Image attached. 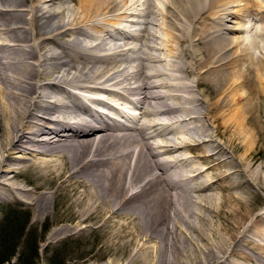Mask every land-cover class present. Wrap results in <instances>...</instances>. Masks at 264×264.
<instances>
[{
    "label": "bare ground",
    "instance_id": "obj_1",
    "mask_svg": "<svg viewBox=\"0 0 264 264\" xmlns=\"http://www.w3.org/2000/svg\"><path fill=\"white\" fill-rule=\"evenodd\" d=\"M64 1L0 0V202H26L45 217L51 203L44 186L53 183L65 213L52 233L68 231L67 222L80 225L75 233L104 223L123 247L134 248L126 264H264V209L237 237L250 214V192H235L244 172L230 163L221 166L227 172H210L222 163L211 159L221 145L235 149L233 141L240 138L248 153L255 131L244 123L264 106V54H250L251 37L227 36L244 30L227 23L239 14L236 0H165L162 8L148 0L149 12L161 17L162 37L158 47L143 46L160 48L172 59L144 52L146 63L117 58V50L105 44L110 30L130 40L121 44L128 50L137 40L136 29L119 25L128 20L122 9L128 0ZM200 11L220 25L211 27V37L206 38L208 23L196 24ZM192 31L188 63L197 68L191 66V73L206 59L216 69L208 79L205 70L190 78L194 88L208 80L219 89L209 133L191 113L197 100H207L195 89L196 97L189 92L186 62L178 66L174 59L185 55L175 44L185 40L181 32ZM196 52L206 58L195 59ZM123 103L140 106L131 127L98 109L116 113ZM227 131L225 139H215ZM23 172L32 174L31 189L17 182ZM253 179L264 187L259 176ZM189 209L197 224L184 215ZM111 239L110 246L116 244Z\"/></svg>",
    "mask_w": 264,
    "mask_h": 264
},
{
    "label": "rangeland",
    "instance_id": "obj_2",
    "mask_svg": "<svg viewBox=\"0 0 264 264\" xmlns=\"http://www.w3.org/2000/svg\"><path fill=\"white\" fill-rule=\"evenodd\" d=\"M147 1L148 0H128V1H125L126 6L124 5L125 7L123 6L122 9L124 8V10H126L125 12L128 14V16L126 14L125 15L126 17H124V18L128 19V20H130V18H132L131 20L134 19V21H135L134 23H129L128 20H126V22L124 20V22H123L122 19H118V20H122V21H120L119 25L131 28V30L136 29V32L139 35L138 36L136 34L137 35L136 38L138 41L137 40L132 41V47L130 48L131 50H128L126 48V46L121 45V44H123V41H130L129 39L125 38L123 34H121V31L117 32L116 30H114V31L110 30V31H108V33H104L103 36H104V40L106 42L105 43L106 46L108 47V45H109L108 48H112V49H114V51L117 50L116 51L117 58L122 59V57H123V60L126 61L128 59L138 57V58H136V60L139 59L138 61L146 63L145 62L146 59L144 58V56H145L144 52H145L149 55H151V53H152L151 56L154 59H156L160 55H161L160 57H162V58L172 59L171 57L165 55V53H162L163 50H161L160 48H159V50H152V49H148L147 46L146 47L143 46V44L145 45V43H146L147 45H150L151 47L152 46L158 47V45H159L158 37H162V33H161L160 28L163 25V23H161L162 22L161 17L154 15V14H151L149 12V10L147 9V5H148ZM164 1L165 0H154L155 4H157L158 7H160V8L163 7ZM216 1L221 3L225 0H216ZM260 1L261 0H249L248 2H247V0H236V1H234L233 4L236 6H233V7H235V9L237 11L239 10V12H237L236 10L235 11L241 15L239 16L240 18H238L237 16H234L230 22H227L228 25H231V26H243L245 28H246V26L247 27L250 26L248 28V30L247 29L245 31L241 30L242 32L241 31H231L229 34H227V36H229L231 34L230 36H240V37H245V38L251 37L253 44L249 48V51H250V54L254 58L258 57V56L260 57L261 54L262 55L264 54V15H261L264 13V10H262L263 6H261V7L259 6V5H262L264 3H262L263 1H261V2ZM63 3H65L66 5H72V2L70 0H66ZM26 5L27 4H25V6L23 8L27 7ZM126 7H128V8L130 7L131 9L129 10L127 8L128 9L127 10ZM133 8H134V10H133ZM257 9L260 11H263V13H258L256 11ZM120 10L121 9H119L117 11V13ZM156 10H157V8H156ZM143 11L145 14H142ZM199 13H200L199 16H201V19L199 21H201V22L196 23V24L208 23L209 33H208V36L206 35V38L211 37L212 36L211 32H210L211 27L217 26V24L219 25V23H217V22L213 23L211 21V19H208L207 15H210L209 13H207V12L201 13V11ZM254 16H256L254 19L250 18V17H254ZM112 17L115 18V16H112ZM142 17H144V18H142ZM145 17H147V18H145ZM141 18H142V20H141ZM135 19H138V20H135ZM237 22H239V23H237ZM123 23H125V24H123ZM135 24L138 26H136ZM128 25H130L131 27ZM154 26H155V28H154ZM142 27L144 30L142 29ZM158 27H159V29H158ZM138 29H139V31H137ZM153 30H154V32H153ZM144 31H146V33H145L146 35L144 34ZM181 33H182V35L184 34L185 40L182 39L181 43L180 42L178 43L179 45L177 43H175V44H176L177 48H178V46L179 47L181 46V48L183 50L185 49L184 50L185 55H183V53H182V55L180 57L178 56L177 58H174L175 61L178 62V63L177 62H175V63L179 66V62H180V64H182L181 66H184V64L186 62L185 65H187V67H186L187 71L185 73V78H187V80H189V82L191 83L190 88H189L190 89L189 92H192V94L195 92L193 95H194V97H196V91L195 90H197L202 94L203 98H205L207 100V103L202 105L201 102L199 100H197V98H196L197 101H196L195 109H191V113L192 112L196 113L195 114V116L197 118L196 124L199 125V123H200L202 128H208L207 132L209 133L212 131V128H211L212 123H210V118H211V121H213L215 118L214 117L215 112L213 111L212 105L215 103V100L219 97V93H218L219 89L214 87L212 84H210L208 82V80L206 82H200L198 87L194 88V86L192 84L193 82L190 81V78H193L195 80V78H194L195 74L197 72H199V70H200V72L205 70V73H202V75L204 74L203 77L208 79L209 76L211 77L213 75L211 72L215 71L216 69H214V67L212 65L208 64L207 59H206V63L203 64L204 67L202 69H198V70L194 69V67H195L194 64L188 63L189 61H191V54L187 50V47L190 45V43H189L190 39H192V40L196 39V38H194V37H196L195 36L196 32H195V34L193 33V31L191 33L190 32H188V33L181 32ZM181 33H179V34H181ZM105 35H107V36H105ZM140 37H141V39H140ZM111 41L112 42L115 41V42L110 43ZM110 44L111 45L113 44V46L111 47ZM152 44H154V45H152ZM185 44H188V45H185ZM183 45H184V48H183ZM115 47H117V48H115ZM233 48L234 47L230 48L229 52H231V50H233ZM125 49H127V50L125 51ZM137 49H138L139 53H138ZM146 49H148L150 52L148 50L146 51ZM229 52H227V53H229ZM259 52H260V54H259ZM196 55L197 56H195V59L196 58L200 59V57H201V59L206 58V56L201 54V53L196 52ZM262 57L263 56H261V58ZM178 58H180V59L178 60ZM181 59L184 60L183 61L184 63H182ZM204 62H205V60H204ZM191 66H194V67H192V69L194 70V71H192L193 73H191V69H190ZM211 66H212V68H211ZM195 68H197V67H195ZM220 69L221 68H219V71L224 73V69H221V70ZM201 78H202V76H201ZM262 84L264 85V83H262ZM262 87L264 88V86H262ZM193 89H195V90H193ZM224 89H225L224 87L221 88L222 91ZM129 104L130 103H123V104H118V106H119V108H125V109L129 110L130 112L139 116L138 113L140 112V108H139L140 106L139 107H132L133 104H130V105ZM184 105L190 107V104H184ZM136 106H138V105H136ZM98 107H99L98 109H101V110L103 109L109 114H112V115L116 114L115 111H111L110 109H108L106 107H101V106H98ZM197 107L199 108V110ZM260 107L261 108L254 114L256 116L252 119V121L248 122V123H244L246 127H253L254 131H255L253 136H252V143L249 145V149L247 150L248 153L245 154L244 149L245 148L247 149V147H245V148H244V146L242 147V144L239 141L240 138H238L236 140L234 139V141H233V145H236L235 149H232L231 147H228V146H225L226 148L224 149V146L221 145V147L223 148L221 150L222 152L216 153L215 157L211 158L212 161L222 162V163H218L215 166V168L212 171H210L211 173L216 171V169H221V171L227 172L228 169L226 167H223V168L221 167L223 163H224V166H228L229 163L233 164V165L237 164L238 168L244 172V174L240 175L241 180H240L239 185H238L235 192L239 193V194H244L245 192H250V195L248 196V198L250 199V206H249L250 214H249L248 220L244 223L243 227L240 228L239 233H237V237H239V235L244 233L243 230L245 228H248V226L250 224H252V222H254L256 217L264 209V187L263 188L259 187L260 185H262V183L256 182L253 179L254 177L259 176V178L261 180L259 179L258 181L264 182V111H263L264 106L261 104ZM209 108H211V110H212L211 112L209 111ZM179 112L180 111H177V113H175L176 118L180 115ZM204 113H207V114H205V115H207V118L203 117ZM220 121L221 120L215 121V124H218ZM135 123L134 124L132 123V124L135 125ZM175 123H176V121L173 124V128L176 127L178 124V123H176V124ZM132 124H131V126H132ZM163 130H165V129H163ZM161 132H166V130L165 131L161 130ZM227 133H228V131L224 132V133L222 132L223 136L222 135H220L218 137L215 136V139L219 140L221 137H223V139H225L227 136ZM164 135L165 136L169 135V137H171V135L169 133H165ZM236 141H237V143H236ZM208 144H209V142H208ZM210 144H213V143H210ZM23 155L27 156L28 158H31V156L28 154H23ZM23 155H21V156H23ZM42 158H44V157H42ZM177 164L173 163L172 165H170V164L169 165L175 167ZM17 180H18L17 182H19L20 185L23 186L24 188H30L31 189L33 187V185L35 184L34 180L32 179V174L25 173V172L19 174L17 176ZM247 181L250 182L251 185L249 183H247ZM44 188H45L44 189L45 195L47 198L49 197L48 201H49V203H51L45 217L42 216L41 214H39L38 212H36V210L30 204H28L26 202L24 203V202H20L18 200L17 201L11 200V201H6V202H0V264H25L27 261H28V263L32 262L31 264H103L109 260L110 261L113 260V263L115 262V264L116 263L126 264V262H128L127 257L129 255V253L130 254L134 253V248H132V246L127 245V244L125 245V247H123V245H124L123 239L121 237L118 238L117 235H115L116 237L113 236L112 235V233L114 231L113 228L112 227H106V225L104 223L98 224L99 226L97 224L91 223L90 224L91 226L89 225V226L85 227L86 229L84 228L83 230H80V231L75 233V231H77V229H79L80 225L77 227H74V226L69 227V226H71V223L67 222L66 226L69 225V226H67L68 231L63 232L62 234L52 233V230H54L56 227H58L59 225L62 224V223H58L57 219L59 218L61 213H63L62 215H64V213H65V212H62L64 209L63 203H62L63 198L60 195H59V197L56 195H55V197L53 196L54 190L56 189L55 184L51 183V185H45ZM46 191H48V192H46ZM230 192L235 193L233 191H230ZM191 210L195 211L194 209H189L186 212V214H184V215L189 219L190 223L197 224L198 221L195 220L193 218V216H191V218H190ZM209 214H212V213H209ZM10 221H17V222L19 221V223H21V224H19V223L18 224H9ZM101 224L103 225V228H102ZM22 225H24L23 229L21 228ZM184 227H186L184 229V231L186 232V235L188 236L187 233L191 234L190 233L191 232L190 227H188L187 225H185ZM182 236H185V235L183 234ZM193 236H194V234H193ZM111 238H113V239H111ZM110 239H111V241H114L116 244H112L111 246L109 244H107ZM117 246H119L122 250L120 248H119V250L118 249L116 250ZM10 252H12L13 254L8 259L1 261L2 256L3 255L8 256ZM121 253H122V255H121ZM20 258L25 259V260H23V263H21Z\"/></svg>",
    "mask_w": 264,
    "mask_h": 264
},
{
    "label": "trees",
    "instance_id": "obj_3",
    "mask_svg": "<svg viewBox=\"0 0 264 264\" xmlns=\"http://www.w3.org/2000/svg\"><path fill=\"white\" fill-rule=\"evenodd\" d=\"M15 222H16V223H15ZM18 223H19V221H18V222H17V221H10V222H9V224H18ZM19 224H21V223H19ZM22 226H23V227H22ZM22 226H21V228L23 229V228H24V225H22ZM11 250H12V249H11ZM33 251H34V250H33ZM33 251H32V252H33ZM12 254H13V253L10 252L8 256H4V255H3L2 258H1V259H2L1 261L8 259ZM21 258H22V257H21ZM21 258H20V261H21V263H23V260H25V259H21ZM27 263H28V261H27L25 264H27ZM31 263H32V262H30V263H28V264H31Z\"/></svg>",
    "mask_w": 264,
    "mask_h": 264
}]
</instances>
